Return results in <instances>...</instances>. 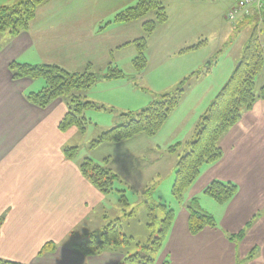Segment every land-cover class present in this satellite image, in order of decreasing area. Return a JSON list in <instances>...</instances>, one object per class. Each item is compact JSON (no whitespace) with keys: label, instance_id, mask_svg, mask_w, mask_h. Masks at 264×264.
Instances as JSON below:
<instances>
[{"label":"crops","instance_id":"0c3cea01","mask_svg":"<svg viewBox=\"0 0 264 264\" xmlns=\"http://www.w3.org/2000/svg\"><path fill=\"white\" fill-rule=\"evenodd\" d=\"M60 1L48 0L40 5L28 27L17 35L10 36L6 32L0 35V258L24 264H118L122 258L118 252L105 251L99 255L86 256L71 247L73 242L84 240L90 232H97V228L101 229L110 222L104 213L99 218L95 211L104 197L103 193L81 174L80 161L76 157L69 159L63 153V148L69 146V138L78 134L75 127L66 131L58 128L67 110L63 99H55L43 108L30 103L26 94L40 90L45 81L28 77L13 79L8 65L12 61L53 63L71 71H81L91 64L93 69L103 70L110 61L115 62V53H118L117 60L120 59V52L127 44L133 47L129 51L130 56H134L135 48L131 41L135 37H128L127 29L123 30L122 27H131L139 22L142 28L144 18L126 23L110 22L103 27L100 22L104 17H95V4L92 6L94 11H90V4L69 3L61 6ZM14 2L0 0V5ZM86 7L87 10L80 12ZM88 11L91 16L87 22ZM118 27L119 36L109 35L107 40H102L104 34L117 31ZM143 35L142 31L136 38ZM97 37L101 40L99 44ZM91 43H96L97 48ZM197 43L201 41L190 42L186 47ZM196 66L178 70L171 85L177 84L194 70L205 69L206 74L210 69L209 63ZM102 81L107 79L88 89L86 96L97 103L112 106L107 105L110 103L98 91ZM260 119L264 120V102L260 111L252 107L245 112L235 128L232 127L222 138L223 156L202 166L196 180L202 177L207 179L196 195L207 197L201 190L213 180L233 181L237 184V191L226 203L214 204L215 210L211 212L216 218V225L206 226L196 234L188 230L189 235L202 237L199 244H188L186 232L183 234L184 247L177 246L182 250V255H178L179 261L174 260L173 264H205L201 258L208 244L212 252L220 254L212 264H264V203L251 198L253 193H250L249 186L252 183L247 179L235 180L221 169L229 151H236L235 163L238 157H242L253 164H264V131H252ZM196 121L192 124L190 134ZM255 138L262 140L263 147H246ZM241 140L242 146L239 144ZM168 146L151 142L147 150L153 153L160 150L167 152ZM253 155L259 158H252ZM247 164H243L244 167ZM233 167L234 164H231V169ZM196 180L185 193L186 198L195 193ZM175 219L168 230L169 234L175 227ZM97 225L99 227L96 228ZM241 229H244L241 239H229V234H236ZM47 241L56 243L55 249L38 254ZM188 247L198 252L194 254L198 256L196 260L189 258ZM225 251L227 254L223 257Z\"/></svg>","mask_w":264,"mask_h":264},{"label":"rangeland","instance_id":"374dc122","mask_svg":"<svg viewBox=\"0 0 264 264\" xmlns=\"http://www.w3.org/2000/svg\"><path fill=\"white\" fill-rule=\"evenodd\" d=\"M136 1L62 0L60 1V5L64 6L69 3L84 5L87 3L90 4V11H94L92 10V6L95 4V17L96 19H99L101 16L104 17V20L100 22V24L104 25L109 21H113L117 12L134 5ZM159 1L165 6L167 19L162 23H158L151 35L146 36L145 34L147 41L145 48V67L138 73L134 70L132 66L133 56H130L131 52L129 51L133 50L131 45L127 44L122 49L120 59L118 60L116 56L118 53H115V62L111 61L112 64L115 66L118 65L117 67L122 69L128 76L107 79V81H102L98 85L100 86L98 91L101 93V97L108 101L110 104L107 105H112L109 107L114 108L115 111H87L86 116L90 121L88 120L85 131L81 133L76 129L78 134L72 135L67 143L69 145H77L75 157L79 161L85 155L90 156L98 163H103L105 157L109 158L108 166L116 173L117 178L114 181L113 190L106 194L103 193L104 197L97 204L95 211L99 218L104 213L108 221L117 220L120 223L121 231L129 237L130 244L127 248L130 252L136 250V242L144 243L150 235L157 234L160 220L163 217V212L157 205L158 203L165 204L174 210V219L176 217L175 227L170 234L168 233L169 235H167L164 244L155 255L154 261V264L164 262L173 264L172 261H179L178 255H182V250H179L177 246L184 247L185 241L182 240V237L185 232L187 234L185 240L187 241L189 239L187 242L188 244H192V246L199 244L200 239H202V237H193L188 233V209L186 208V202L192 196H198L200 207L212 214L215 221L216 218L211 211L215 210L214 204L217 203L203 193L206 186L202 188L201 193L207 197H199V195H196L198 193L197 191H200L204 185V181L207 179L206 177L198 180L196 178L193 189L195 193L191 197L186 198L185 193L192 183L185 190L183 201L181 203L177 202L171 195V185L175 177V162L177 156L163 150L153 153L147 150V148L151 142L160 144L161 146H168V143L171 145L177 141H185L184 139L191 133L193 122L198 119V115L205 110L216 92L224 84L230 71L232 72L234 63L240 58L242 49L254 29L255 24L258 28L261 27L264 18L259 11H251L247 15L238 16L235 20H229L226 14L234 6V0ZM85 10H87V7L81 9L80 12ZM90 16L91 12L88 11L86 13L87 22ZM152 17V14L149 13L146 18ZM246 17L249 18L247 19ZM116 29L117 31H110L104 34L101 37L103 38L102 40H107L109 35L111 37L119 36L120 28L118 27ZM122 29H127L128 37L135 38L143 31L139 22L131 27L124 26ZM99 38L97 37V44L101 42ZM261 40L264 43L262 34ZM198 41H201V43L196 48L182 51L190 42L196 43ZM91 44L94 48H97L96 43ZM200 63H209V71L206 74L199 75L197 78H191L188 81V84L190 82L189 86L191 88L189 87L190 89L183 94L178 105L172 110L153 139L149 136L137 135L129 140L120 142H104L95 149L89 147L91 140L95 139L103 130L121 121V117H119L117 112L127 109L133 111L139 110L149 103L153 94L174 88L176 84H171L174 79V74L178 70L183 71L184 68L197 67L196 65H200ZM187 86L186 88H188ZM263 86L264 68L257 75L256 89L259 91ZM263 102L264 98L258 97L252 106L253 110L260 111ZM250 109L241 108L242 115L239 121L232 127L235 128L244 116V113ZM230 129L218 141L222 152H224L221 144L222 138ZM255 130L256 132L264 131V120L260 119L257 126L252 129L253 132ZM261 142L262 140H256L255 138L254 140H250L246 147H263ZM240 143L242 146V140ZM235 152L232 153V151H229L226 154L225 165L221 169L226 170L225 173L235 180L240 181L244 179L246 181L247 179L252 183V186H249V189L252 191L250 193H253L251 198L256 202L264 203V164L258 162L253 164L251 161L247 162L242 157H238L235 163ZM253 157L259 158L257 155H253ZM231 164H234L232 169ZM243 164H247V167H244ZM121 195H124L126 201L121 200ZM147 203L151 206L157 205L154 208L155 219L153 220L152 226L147 225ZM101 229L97 228L96 233H99ZM203 240L207 243L206 238H203ZM187 249H189L188 254L191 255L189 258L196 260L198 256L194 254L198 252L193 247H188ZM205 251V253L202 252L203 257L201 258V261H205V264H212L220 257V254L211 251L209 244L206 246ZM226 254L227 252L225 251L222 256L224 257ZM223 261H226V258H223ZM134 264L137 263L135 262Z\"/></svg>","mask_w":264,"mask_h":264},{"label":"trees","instance_id":"16d2710c","mask_svg":"<svg viewBox=\"0 0 264 264\" xmlns=\"http://www.w3.org/2000/svg\"><path fill=\"white\" fill-rule=\"evenodd\" d=\"M46 1L48 0H17L10 5H0V35L6 32L10 36H15L21 30L26 29L35 17L38 6ZM149 13H153V17L146 18L142 22L144 35L131 41L135 47L132 66L137 73L146 65L147 41L145 34H150L158 23L167 19L163 3L159 0H138L134 5L117 12L113 21L103 25L104 27L110 22H131L145 18ZM259 13L264 18V6L259 10ZM261 34L264 38V22L259 28L255 24L242 49L240 58L237 60L240 63L237 65L238 62H235L234 68L224 84L198 116L190 138L184 142L177 141L166 149L168 153L177 156L171 195L179 203L183 201L185 190L198 177L202 166L221 157L223 152L218 141L239 121L242 115L241 108L250 109L258 97L264 98V86L259 91L256 89L257 75L264 68V43L261 40ZM198 45L199 43L191 45L182 51L194 49ZM8 69L13 79L42 78L45 81L44 87L28 92L26 99L42 108L55 99H63L67 110L59 121L58 128L61 131H66L75 127L81 133L85 131L89 120L86 116L87 111H115L112 107L88 99L86 91L101 80L128 76L111 61L103 70H95L91 64L81 71H71L53 63L32 64L18 61L10 62ZM204 72L205 69L192 71L179 80L173 89L153 94L149 103L139 110L117 112L121 121L103 130L95 139L91 140L89 147L95 149L104 142H120L137 135L149 137L155 135L186 92L188 81L191 78H197ZM189 85L190 82L187 87ZM63 153L65 157L73 159L77 153V146H65ZM108 163V157L103 159V163H98L89 156L79 162L81 174L104 194L113 190V184L117 178ZM236 191L237 185L231 181L213 180L206 185L203 193L216 203L224 204ZM197 197L192 196L186 202L188 230L192 234L198 233L206 226H214L216 223L213 215L200 207ZM121 200L126 201L124 195H121ZM157 205L163 212L157 234L150 235L144 243L136 242L134 252L128 250L129 237L121 231V225L117 220L106 223L99 233L90 232L84 240L73 242L71 247L86 256L99 255L105 251L119 252L122 254V258L118 264H133L135 262L137 264H154L155 255L161 249L174 219L172 208L161 203ZM157 205L151 206L149 203L146 205L148 226L153 224L154 208ZM243 235L244 229H241L236 234H229L228 237L229 239H241ZM55 247L56 243L47 241L41 246L38 254L51 252ZM0 264L21 263L0 258Z\"/></svg>","mask_w":264,"mask_h":264},{"label":"built area","instance_id":"2783aa9c","mask_svg":"<svg viewBox=\"0 0 264 264\" xmlns=\"http://www.w3.org/2000/svg\"><path fill=\"white\" fill-rule=\"evenodd\" d=\"M263 6L264 0H235L234 6L228 10L226 17L229 20H234L240 15L249 14L251 11H259Z\"/></svg>","mask_w":264,"mask_h":264},{"label":"water","instance_id":"95a60500","mask_svg":"<svg viewBox=\"0 0 264 264\" xmlns=\"http://www.w3.org/2000/svg\"><path fill=\"white\" fill-rule=\"evenodd\" d=\"M240 62L237 63V65L239 64Z\"/></svg>","mask_w":264,"mask_h":264}]
</instances>
